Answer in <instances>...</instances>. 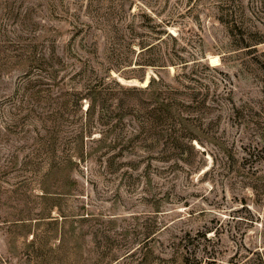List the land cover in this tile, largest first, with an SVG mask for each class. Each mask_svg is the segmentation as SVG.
Segmentation results:
<instances>
[{"label":"rangeland","instance_id":"1","mask_svg":"<svg viewBox=\"0 0 264 264\" xmlns=\"http://www.w3.org/2000/svg\"><path fill=\"white\" fill-rule=\"evenodd\" d=\"M263 220L264 0H0V264L229 260Z\"/></svg>","mask_w":264,"mask_h":264},{"label":"trees","instance_id":"2","mask_svg":"<svg viewBox=\"0 0 264 264\" xmlns=\"http://www.w3.org/2000/svg\"><path fill=\"white\" fill-rule=\"evenodd\" d=\"M145 48V46L143 47ZM244 220L249 221V223H254V216L250 217L243 216L241 217ZM259 218V216L257 217ZM264 227V220L262 222ZM245 230H240L239 241H237L238 251L231 255L229 260H224L221 258L222 255L219 248L215 245L220 241L219 235L215 232L214 238L207 237V234L203 235L197 234L196 236L188 235L187 243L191 244L194 247V252L192 251L189 254H186L184 257L185 264H264V228L261 232V235L258 239L259 245L251 246L246 243ZM201 236V237H200ZM203 237L210 244L203 247L204 255H198L199 245L201 244L200 239ZM186 244V245H188ZM261 244V245H260ZM197 248V252L195 250Z\"/></svg>","mask_w":264,"mask_h":264},{"label":"bare ground","instance_id":"3","mask_svg":"<svg viewBox=\"0 0 264 264\" xmlns=\"http://www.w3.org/2000/svg\"><path fill=\"white\" fill-rule=\"evenodd\" d=\"M211 61L215 64H218L220 62V59L218 56H212L211 57ZM148 82V78L144 81V83L146 84Z\"/></svg>","mask_w":264,"mask_h":264}]
</instances>
